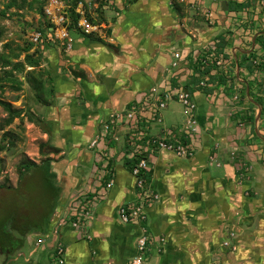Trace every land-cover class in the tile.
Listing matches in <instances>:
<instances>
[{
	"label": "crops",
	"instance_id": "obj_1",
	"mask_svg": "<svg viewBox=\"0 0 264 264\" xmlns=\"http://www.w3.org/2000/svg\"><path fill=\"white\" fill-rule=\"evenodd\" d=\"M90 1L85 0L89 10ZM226 1L230 10L210 12L208 23L178 11L182 7L174 0H111L103 5L95 34L67 24L42 29L35 58L48 90L42 101L50 105L38 101L48 148L35 163L54 165L55 174L44 178L57 193L51 214L22 237L19 249H0V264H58L57 246L63 264H129L140 229L123 223L118 209L136 202L138 189L125 163L132 154L131 127L116 119L152 102V88L178 84L196 105L200 134L193 156L154 151L150 160L147 189L158 199L147 206L144 264H264V253L244 246L248 237L235 238L232 223L234 203L247 186L259 191L258 203L264 204V104L254 102H264V71L255 70H264V0ZM213 47L226 55L224 65L208 75L202 67L193 72V53L197 60ZM176 52L189 56L173 67ZM218 70L227 78L219 81ZM169 105L153 118L144 115L141 129L148 137L165 136L182 124L180 108ZM93 141L97 145L90 147ZM83 201L91 215L81 232L70 220L77 219ZM246 205L239 211L242 220L250 215ZM4 228L18 237L10 219ZM256 241L264 244V235ZM229 244L241 245L242 253L227 251Z\"/></svg>",
	"mask_w": 264,
	"mask_h": 264
},
{
	"label": "rangeland",
	"instance_id": "obj_2",
	"mask_svg": "<svg viewBox=\"0 0 264 264\" xmlns=\"http://www.w3.org/2000/svg\"><path fill=\"white\" fill-rule=\"evenodd\" d=\"M16 1L17 4L21 6L20 9H17L16 7L6 9V5L10 0H0V75H2V80L0 82V100L4 103H8L12 112L10 116L8 111L0 106V145H3L5 148L3 152H0V186L12 189L17 188L18 186L19 174L17 167L19 164L24 160L35 162L36 160L43 158L44 155L39 153V146L41 144L46 145L43 143L45 138L43 135L45 127L41 118L42 105L38 103V99H44L48 94V90L45 86L43 76L38 74L37 69L32 71V68L24 65L25 55L34 52L36 50L35 47L38 44H34L31 41L32 35L39 32L37 30L42 22L45 25L47 22L50 26L67 24L69 29L75 28L81 30L78 28L77 23L83 17L90 25L98 26L96 22L98 21V16H100V14L97 12L98 8L96 7L94 9V6H100L102 2L101 0H91L90 11V7L85 3V0H81L83 8L80 10L83 13L81 15L78 11H75L77 19L74 23L70 19V14L68 15L69 7L66 5V1L59 0L61 3V14L64 15L65 21L62 24H56L54 22L52 23L45 14V9L48 6L49 0ZM121 1L124 5L128 4V0ZM174 2L177 6L182 7V9H180L181 11L187 10V14L196 16V18L206 23L213 19V17L211 18L207 16L210 12H213L214 15L218 14L220 16L221 13L226 11L223 10V8H226L227 6L226 0H183L182 3H177V1L174 0ZM30 4H32V9H29ZM40 8L43 10V16L37 13V10ZM1 12H4V14H1ZM92 13L93 15L95 14V16L92 17ZM97 30L89 34H95ZM29 42H32L31 46H29ZM215 42L217 41L215 40ZM218 44L221 45V43ZM26 48H28V51H25ZM224 57L226 58L225 54ZM257 57L259 56L255 55V58ZM255 58V62H257V59ZM15 64H22L23 68L18 67V70H15L13 68V65ZM223 65H215V68L222 67ZM210 68L214 69L213 65H210L208 68H203V70H201L202 74L208 75ZM255 70L258 71V73L264 71L261 68H255ZM217 73L221 74L223 72L218 70ZM223 77H219V81L224 80ZM225 78H227V76ZM231 78L235 79L234 76ZM39 81H41V84H39ZM202 85L205 86L204 84ZM256 89L257 91L263 90L262 88L258 89L257 86H255V90ZM253 96L256 97L254 94ZM37 97L39 98L37 99ZM254 102H261V104H264V102L260 100H255ZM169 107L176 110L180 108L181 110V106L176 102L170 103ZM260 126L262 127V124ZM251 130L254 135L253 137H256L254 126L251 127ZM44 151L46 152L45 149ZM53 169L54 165L51 167V164L43 162V170L48 177H52L55 174ZM250 175L253 174L250 173ZM259 196V191L253 187L247 186L243 189L242 197L236 199V202L234 203L236 213L234 214V222L232 223L236 230V232H234L235 238L240 235L243 242H245V239L243 238H249L250 244L244 245L247 251L250 249L252 253L262 254L264 253V244L256 241L259 236L262 237L264 235V204L258 203ZM247 202L250 205V215L248 219L245 218L242 220V214L239 211L242 209V206H247ZM229 225L231 226L232 224L230 223ZM79 231L82 232L83 230L79 229ZM237 231H239V234ZM82 242L84 247L88 250L86 240L84 239ZM223 244L225 246L224 242ZM228 247L231 249L227 250L229 252L242 253L241 245L239 246L236 244V246L230 247L229 244ZM228 247L225 249H229ZM68 251L69 247L66 249V255H68ZM84 255L86 254H83V256ZM261 263H264V259Z\"/></svg>",
	"mask_w": 264,
	"mask_h": 264
},
{
	"label": "built area",
	"instance_id": "obj_3",
	"mask_svg": "<svg viewBox=\"0 0 264 264\" xmlns=\"http://www.w3.org/2000/svg\"><path fill=\"white\" fill-rule=\"evenodd\" d=\"M59 0H49L48 6L45 9L47 18L53 23L62 24L65 21L64 15L61 14ZM83 3L80 0L77 3V11L82 15L80 9L83 7ZM211 17V13L207 15ZM212 18V17H211ZM85 34H89L97 30V26L90 25L85 18H81L77 23ZM65 37V34H63ZM41 34L35 33L32 35L31 41L36 44L39 42ZM198 52L193 53L196 57ZM189 54L175 53L173 55L174 61L172 66L176 67L178 62H182L188 59ZM205 60H215V65L221 66L224 64L223 57L220 54L215 53V48L210 49L207 53H204ZM194 57L196 61V58ZM199 57V56H198ZM205 65V61L202 62ZM202 85V84H201ZM152 102L145 101L139 106L132 107L131 110L121 116V119L116 122H122L127 127H131V132L127 142L132 152L129 160L136 159L130 169L132 176L135 179V184L138 189V200L127 206H121L118 209V215L120 220L125 224H136L139 226L140 235L136 243V254L130 260L129 264H144L149 251V236L146 226L147 221V206L158 199V196L152 194L145 184L147 175L150 171V160L154 158V151H168L175 154L177 157H191L194 155L195 144L199 138L200 130L196 121L195 110L196 105L192 99L191 94L181 85L172 87L169 85L165 90L159 88H152L150 93ZM176 102L181 106V113L183 116L182 124L172 130H165V136L162 137H148L144 130L142 121L145 120L144 115L149 113V118H153L155 115H160L169 103ZM115 122V123H116ZM179 136V137H177ZM186 140L183 142L182 140ZM96 141L90 144V147H95ZM148 150H151L150 152ZM242 165V164H241ZM111 187V182L106 184V188ZM78 208V207H77ZM91 208V207H90ZM90 211L87 206V202L83 201L82 205H79L77 218L75 221L70 220V225L76 229H85L87 221L90 219ZM63 224V222H61ZM59 225H62V224ZM232 236V235H231ZM163 240H160L162 242ZM227 246V243H225ZM64 251L62 246H57L54 257L57 259L58 264H63Z\"/></svg>",
	"mask_w": 264,
	"mask_h": 264
},
{
	"label": "trees",
	"instance_id": "obj_4",
	"mask_svg": "<svg viewBox=\"0 0 264 264\" xmlns=\"http://www.w3.org/2000/svg\"><path fill=\"white\" fill-rule=\"evenodd\" d=\"M65 1L66 5L69 6L68 15L70 14L69 16L71 21L75 23L77 19L75 8L80 0ZM101 1L102 2L97 9L98 14L100 15L102 13L103 5H109L108 2L110 0ZM135 2L136 0H128L129 5ZM112 5L113 3H110V6ZM226 5L228 6V10H230L229 3H226ZM11 7H16L17 9L21 8V6L17 4L16 0H10V2L6 5V9ZM29 9H32V4L29 5ZM177 9L180 11L179 7H177ZM37 13L41 16L44 15L41 8L37 10ZM1 14H4V12H1ZM48 27L50 26L47 24L45 25L42 22L37 31L41 32L42 29ZM220 42L222 43L223 40L221 39ZM106 47L111 48V46L107 44ZM25 51H28V48H26ZM217 54H220L223 57V60L225 59L224 54L221 51L217 52ZM36 55L37 51L35 50L30 54H26L24 57V65L32 68V71H35L38 66V59L35 58ZM203 61H205L206 65L202 63ZM189 63L193 64L192 71L195 73L200 70V67L208 68L210 65H213L215 69V60H205L204 56L197 59L195 62L190 58ZM18 67L23 68V65H13L15 70H18ZM37 72L40 76H43V73L40 71ZM217 76H224L223 79L226 77L224 73L218 74ZM1 80L2 75H0V82ZM39 84H41V81H39ZM38 98L39 97H37V99ZM38 100L41 103H44V105H50L49 102H43L42 98H39ZM0 106L3 107L4 110L8 111V114L11 116V107L8 103H4L0 100ZM182 141L185 142L186 140L183 139ZM47 148L48 147L46 145L41 144L39 146V153L46 156L47 154L44 149L46 150ZM4 149V146L0 145V152H3ZM136 162V159H133L126 160L125 163L126 166L131 169L132 165ZM17 171L19 174L17 188L12 189L9 187L0 186V249L2 252H12L21 247L22 237L25 236L32 227L36 226L37 224H41L51 214L53 208L52 204L57 193L53 187L49 186L46 179L44 178L45 172L43 170L42 163L36 164L34 161L24 160L17 167ZM148 181L149 180L146 179V185H148ZM9 219L11 220V231L16 232L15 234L18 237H15L10 232H8L6 228H4Z\"/></svg>",
	"mask_w": 264,
	"mask_h": 264
},
{
	"label": "water",
	"instance_id": "obj_5",
	"mask_svg": "<svg viewBox=\"0 0 264 264\" xmlns=\"http://www.w3.org/2000/svg\"><path fill=\"white\" fill-rule=\"evenodd\" d=\"M223 10H226V8L224 7Z\"/></svg>",
	"mask_w": 264,
	"mask_h": 264
}]
</instances>
